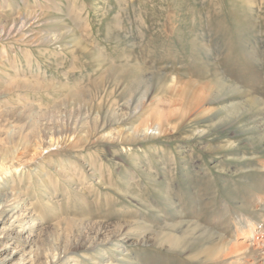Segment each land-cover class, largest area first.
<instances>
[{"label": "rangeland", "instance_id": "374dc122", "mask_svg": "<svg viewBox=\"0 0 264 264\" xmlns=\"http://www.w3.org/2000/svg\"><path fill=\"white\" fill-rule=\"evenodd\" d=\"M0 13V264H264V0Z\"/></svg>", "mask_w": 264, "mask_h": 264}, {"label": "bare ground", "instance_id": "6f19581e", "mask_svg": "<svg viewBox=\"0 0 264 264\" xmlns=\"http://www.w3.org/2000/svg\"><path fill=\"white\" fill-rule=\"evenodd\" d=\"M1 14V13H0ZM1 17H2V15H1ZM15 17V16H14ZM16 18V17H15ZM8 20H10V18L8 19ZM5 21V20H4ZM25 23V19L22 17V18H18V19H14V20H12V21H10V22H3V24H1L0 25V38L2 37V36H4V37H9L11 34H15L16 32H18V30L19 29H21V27L23 26V24ZM58 35H56L55 33L53 34V36L52 37H48V36H46V37H43V39L44 40H48V41H52V40H54V39H56V37H57ZM42 38V37H41ZM46 40V41H47ZM28 41V40H27ZM26 42V41H25ZM24 42V43H25ZM29 43V42H28ZM31 65V64H30ZM30 65L28 64V67H30ZM79 94H76V95H74V97L73 98H76L77 96H78ZM144 96V95H143ZM143 96H142V98H143ZM80 96H78L77 97V99L79 98ZM72 98V99H73ZM91 98V97H90ZM84 99V98H83ZM86 100V99H85ZM87 100H88V98H87ZM90 100V99H89ZM85 102V101H84ZM86 103H87V101H86ZM128 104V103H127ZM128 108V107H127ZM134 113V112H133ZM7 120V118H4L3 117V113H0V123L1 122H3V121H6ZM108 121V120H107ZM162 121H160V122H157L156 124V127L154 128L155 130L156 129H158V127H159V125H160V123H161ZM101 125V124H100ZM98 126V125H97ZM96 126V127H97ZM104 127V124H102L100 127H98V128H100V129H102ZM97 128V129H98ZM147 128V127H146ZM144 129V130H146L147 131V129L149 128H147V129ZM99 129V130H100ZM14 130V129H13ZM17 130V129H16ZM16 130H14V131H12V132H7L8 134H7V138L9 139V141L10 142H14V144H16V143H18L19 141L26 147V146H28L29 145V141H30V139H31V137H33L35 140H38V141H35L34 142V150H42L43 148H44V144H45V142H44V137H43V135L42 134H40L39 133V129H37V126L36 125H34V127H32V129H31V133L32 134H30L29 136H24L23 135V133H22V131H21V127L16 131ZM137 130V129H136ZM129 131H131L130 129H129ZM137 131H139V130H137ZM143 131V130H142ZM158 131V130H157ZM141 132V131H140ZM155 132V131H154ZM154 132L152 133L151 132V134H153L154 135ZM147 133V132H146ZM138 134H141V133H138ZM137 132L133 129L131 132H129V133H127V135H128V137H131L132 138V136L134 137H137ZM118 136V135H117ZM139 136V135H138ZM141 136V135H140ZM144 136V135H143ZM66 138V137H65ZM68 138V137H67ZM88 140V139H87ZM49 141H53V138H51L50 137V139H49ZM13 144V145H14ZM31 145V144H30ZM48 146H51V144L50 145H48ZM12 153H13V155L15 154V152H16V150H17V147L16 146H13L12 147ZM38 150V151H39ZM8 195V194H7ZM5 196V195H4ZM4 198V197H3ZM9 196H6V198H4V201H0V208L2 207V208H4L5 209V207H4V205L6 206V203L5 202H8L9 201ZM6 208H7V206H6ZM1 221H2V219H0ZM60 222V221H59ZM59 225V224H58ZM250 228V227H249ZM252 230V229H251ZM250 231V230H249ZM250 234V233H249ZM251 236V235H250ZM43 239V238H42ZM177 239V238H176ZM83 241V240H82ZM178 241V240H177ZM171 242V244H175L176 243V241L174 240H171L170 241ZM178 243V242H177ZM44 243H41V245H43ZM46 244V243H45ZM44 244V245H45ZM49 244V243H48ZM51 244V243H50ZM49 244V245H50ZM52 244H53V242H52ZM54 245V244H53ZM67 245V244H66ZM84 245V244H83ZM83 245H81V246H83ZM77 245H72L71 244V246H68V247H66L65 246V248L63 249V251L61 250V252H63V253H68L69 251H74V250H76L77 249ZM82 248V247H81ZM85 248V247H84ZM47 249V248H46ZM53 249L56 251L58 248L57 247H53ZM61 249V248H60ZM80 249V248H79ZM229 250V249H228ZM34 253V255H35V258H34V260L30 263V264H54V262H49V263H47L44 259H43V255H42V253L38 250V247H37V249L36 250H32ZM47 251H48V249H47ZM46 251V252H47ZM51 251V250H50ZM54 254V253H53ZM56 254H58V256H59V252H56ZM46 255V254H45ZM58 259V258H57Z\"/></svg>", "mask_w": 264, "mask_h": 264}]
</instances>
